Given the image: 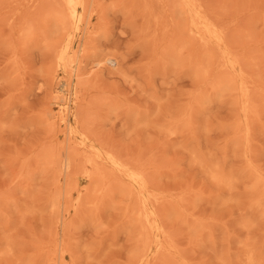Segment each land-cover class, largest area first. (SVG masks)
<instances>
[{"label": "rangeland", "instance_id": "374dc122", "mask_svg": "<svg viewBox=\"0 0 264 264\" xmlns=\"http://www.w3.org/2000/svg\"><path fill=\"white\" fill-rule=\"evenodd\" d=\"M251 263L264 0H0V264Z\"/></svg>", "mask_w": 264, "mask_h": 264}, {"label": "bare ground", "instance_id": "6f19581e", "mask_svg": "<svg viewBox=\"0 0 264 264\" xmlns=\"http://www.w3.org/2000/svg\"><path fill=\"white\" fill-rule=\"evenodd\" d=\"M75 1L78 2V0H65V3L67 5V7L72 8L73 5L75 4ZM203 71V70H202ZM67 84V83H66ZM60 85V84H59ZM56 91H60L59 87H56ZM113 163L116 164L115 160H112ZM96 172H92V173H88L86 174V176L90 179L91 177L95 176ZM252 264V263H251Z\"/></svg>", "mask_w": 264, "mask_h": 264}]
</instances>
